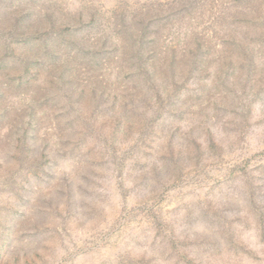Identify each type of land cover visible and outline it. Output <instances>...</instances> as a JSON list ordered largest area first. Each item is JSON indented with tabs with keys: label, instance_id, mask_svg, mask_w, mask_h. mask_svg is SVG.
Instances as JSON below:
<instances>
[{
	"label": "rangeland",
	"instance_id": "obj_1",
	"mask_svg": "<svg viewBox=\"0 0 264 264\" xmlns=\"http://www.w3.org/2000/svg\"><path fill=\"white\" fill-rule=\"evenodd\" d=\"M0 264H264V0H0Z\"/></svg>",
	"mask_w": 264,
	"mask_h": 264
}]
</instances>
